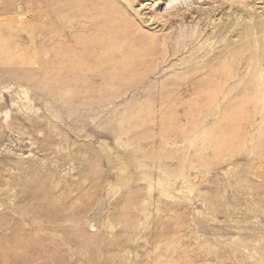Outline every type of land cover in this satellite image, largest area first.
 Instances as JSON below:
<instances>
[{
	"label": "rangeland",
	"instance_id": "374dc122",
	"mask_svg": "<svg viewBox=\"0 0 264 264\" xmlns=\"http://www.w3.org/2000/svg\"><path fill=\"white\" fill-rule=\"evenodd\" d=\"M259 21L264 0H0V264H264Z\"/></svg>",
	"mask_w": 264,
	"mask_h": 264
},
{
	"label": "bare ground",
	"instance_id": "6f19581e",
	"mask_svg": "<svg viewBox=\"0 0 264 264\" xmlns=\"http://www.w3.org/2000/svg\"><path fill=\"white\" fill-rule=\"evenodd\" d=\"M234 1H230L229 2V7L230 6H232V5H234ZM237 3V5H240V6H242V13L244 14V17H247V16H250L251 14H250V8H248V2L247 1H245V2H240V1H237L236 2ZM250 14V15H249ZM252 16V15H251ZM250 17H249V21H250ZM255 20V19H254ZM231 21V20H230ZM229 22V20L227 21V22H223L222 23V25L221 26H218L217 27V29L214 31V32H210L209 33V36H211V35H215V36H219V35H223L224 33H228V32H230L231 33V31H229L228 29H229V27H230V23H228ZM257 22V21H256ZM260 22L261 21H259L258 23L260 24ZM262 22H264V21H262ZM261 22V23H262ZM253 23H254V21H253ZM231 25H232V23H231ZM255 26V25H254ZM232 27V26H231ZM255 28H258L257 27V25H256V27ZM240 29V28H239ZM252 25L251 26H249V25H247V24H245V26H243V31L241 30V32H238V34H237V37H239V38H244V37H248L249 35H251V32H252ZM260 29V28H259ZM238 30V29H237ZM222 48V49H221ZM220 49H219V51H223L224 50V48L223 47H221Z\"/></svg>",
	"mask_w": 264,
	"mask_h": 264
}]
</instances>
